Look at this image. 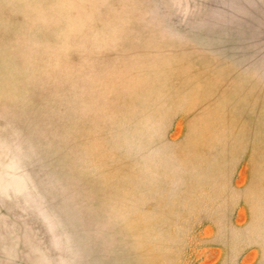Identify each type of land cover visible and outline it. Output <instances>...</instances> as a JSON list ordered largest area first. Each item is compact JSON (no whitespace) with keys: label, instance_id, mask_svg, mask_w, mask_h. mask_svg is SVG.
Listing matches in <instances>:
<instances>
[{"label":"rangeland","instance_id":"1","mask_svg":"<svg viewBox=\"0 0 264 264\" xmlns=\"http://www.w3.org/2000/svg\"><path fill=\"white\" fill-rule=\"evenodd\" d=\"M0 264H264V0H0Z\"/></svg>","mask_w":264,"mask_h":264}]
</instances>
